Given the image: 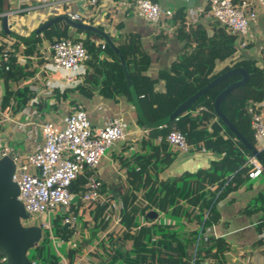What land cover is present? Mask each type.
I'll return each instance as SVG.
<instances>
[{
    "label": "trees",
    "instance_id": "1",
    "mask_svg": "<svg viewBox=\"0 0 264 264\" xmlns=\"http://www.w3.org/2000/svg\"><path fill=\"white\" fill-rule=\"evenodd\" d=\"M150 1L157 2V0ZM242 1L244 0H234V3ZM0 13H3L2 0H0ZM180 21H183V17ZM98 29L103 31L100 26ZM81 35L84 37L83 43L88 53L84 64L92 72H86L84 85L77 86L73 90L85 97H91L93 91H97L102 97L108 99L124 97L134 106L119 57L103 37L96 33L73 29L61 21L37 35L33 40L26 42L12 38L4 31L0 32V79L4 85L0 111L8 108L11 115L15 116L35 98H37L38 106H42L44 100L36 97V91L31 87L36 85V82L32 80L35 79L38 68L45 64L43 51L62 38L78 39L77 36ZM93 37L100 42L96 43ZM108 37L125 60L141 111L140 116L136 113L137 125L146 132L145 138L138 144L139 151L131 160H126L127 167L132 165L139 170L127 168L126 171L131 187L120 199L122 209H128L122 218L125 227L128 229L136 227L135 221L143 219L151 209L160 211L173 207L170 213L174 218L181 219L183 233L170 230L171 228L167 225L159 226L158 230L162 233L158 237L157 246L161 251L155 262L157 264H202V261L211 257L214 264H227L228 248L221 239H209L207 243L201 241L195 262H192L193 258L189 252L195 246L202 224L206 221L212 224L218 220L214 210V199L218 192L228 183L234 184L247 179V173L251 169L247 165V158L252 157L253 154L215 110L217 97L230 84L240 81L241 77L235 75L225 79L198 98L177 118L171 121L167 119L180 104L215 78L234 68H243L248 73L247 83L237 86L227 94L219 103V111L258 151L246 109L250 105L264 102V71L258 67L256 61L232 59L228 66L215 72V61H226L232 58L239 44L238 37L222 27L210 38L200 27L192 28L186 35V39L188 45L196 43L195 51L192 53L184 51L171 65L169 71L163 70L158 73L157 80H151L144 74L150 65V58L143 51L137 35ZM19 57L25 59L24 64L21 65L18 62ZM31 57L37 59V66L30 61ZM29 80L30 83L25 84ZM158 80L165 81V90L161 93L154 91V85ZM64 98V93L57 96V100ZM172 130L179 131L184 136L190 151L193 149L210 151L219 159L212 161L206 171L159 180L158 171L168 167L174 158L173 152L169 149L170 146L165 141V137ZM159 138L161 140H158ZM259 153L264 157V151ZM89 174L86 172L79 176L70 186L69 190L74 198L66 215L76 216L79 208L83 207L80 195L85 189ZM186 178L187 181L184 180ZM180 183L182 186H179ZM140 191L145 192L143 197L147 204L138 200V196L135 195ZM101 203L102 201H98L96 204ZM98 213H101V210H98ZM206 213H208V220L204 221L203 216ZM54 225L56 233L65 242L72 237L71 230L64 229L63 225L57 221H54ZM257 229L259 234L264 235V220ZM146 234H149V227L141 228L137 236L142 241ZM263 240L264 238H261L256 245H263ZM48 245V239L42 238L38 246L33 249L32 262L57 264V261L49 255ZM45 255H48L47 259H44Z\"/></svg>",
    "mask_w": 264,
    "mask_h": 264
},
{
    "label": "crops",
    "instance_id": "2",
    "mask_svg": "<svg viewBox=\"0 0 264 264\" xmlns=\"http://www.w3.org/2000/svg\"><path fill=\"white\" fill-rule=\"evenodd\" d=\"M133 1L100 0L97 6L91 7L84 0H8L7 14L0 13V32L4 31L6 25L9 32L20 37H29L51 17L54 18L64 11L78 13L82 18L81 23L97 28L100 26L113 38L125 34L137 35L143 51L150 58V65L144 74L151 80H157L158 73L163 70L169 71L171 65L184 51L188 53L195 51L196 43L188 45L186 39L192 28L200 27L209 38L216 30L221 29L217 22L196 12L198 8L205 7L208 0H157L156 3L170 8L173 13L171 18L163 17L158 26L147 24L135 16L131 9ZM52 5L57 11L55 15L48 14V6ZM181 17L183 21H180ZM77 37L84 38L83 35ZM92 39L96 43L100 42L96 37ZM245 40L246 47L241 48L237 45V51L232 58L215 61V72L228 66L232 59L256 61L258 67L264 71V10L258 8L257 19L250 24ZM49 48L43 51L45 64L38 68L36 77L32 80L36 85L31 87L36 91V97L44 100L43 105L38 106L35 98L15 116L11 115L8 108L0 111V157L3 153H8L16 158H24L39 149L43 144L41 125L47 121L60 124L74 105L82 106L92 129L104 127L110 119L122 118L127 134L126 140L110 148L94 171L101 183L102 197L112 201L111 198L115 196L117 204H114V207L107 203L95 204L89 208L80 207L76 214L75 227L66 228L73 233L67 242L56 233V227L50 225L53 239L48 245V252L57 264H157L155 260L161 251L157 246V240L162 233L158 229L159 226L169 224L159 218L173 207L160 211L149 210L148 212H157L158 218L150 223L145 217L137 219L136 227L130 229L125 227L122 219L128 209H122L120 199L131 187L126 171L127 168L136 167L132 165L127 167L126 160H131L139 151L138 144L146 136V132L137 125L134 106L124 97L108 99L97 91H93L91 97H85L73 90L74 86L65 87L63 79L67 73L56 71L50 65ZM30 61L37 66L36 58L31 57ZM18 62L22 65L25 59L19 57ZM86 72L92 71L85 64L81 65L80 77L84 79ZM29 83L30 80L25 84ZM164 90L165 81L158 80L154 85V91L161 93ZM62 93L65 98L57 100V96H61ZM3 94L4 85L0 79V103ZM256 105L264 111V102ZM169 149L173 152L174 158L168 167L158 171L159 180L206 171L212 161L219 159L206 150L193 149L181 152L171 146ZM179 186H182V183ZM144 194L145 192L140 191L135 195L138 196V200L141 198L142 202H146ZM214 202L218 220L210 225L209 233L213 235L211 239H221L226 244L227 264H233L240 259L238 256L245 250L249 252L253 250V260L261 252L260 264H264V240L263 245H256L262 238L257 226L264 220V173L254 180L242 179L234 184H226L218 192ZM98 210H101V213H98ZM173 219L175 225L182 226L181 219L174 217ZM144 227H149V234L140 241L137 234ZM234 250L239 253L236 254ZM33 255L34 252L28 253L31 262ZM47 256L45 255L44 259H47ZM36 262L33 261L35 264H44L40 263L41 261ZM202 264H214V260L208 257ZM247 264L258 263L254 261Z\"/></svg>",
    "mask_w": 264,
    "mask_h": 264
},
{
    "label": "built area",
    "instance_id": "3",
    "mask_svg": "<svg viewBox=\"0 0 264 264\" xmlns=\"http://www.w3.org/2000/svg\"><path fill=\"white\" fill-rule=\"evenodd\" d=\"M84 1L89 6L95 7L100 0ZM258 8L264 10V0H244L238 3H234V0H208L207 5L198 8L196 12L198 15L214 20L231 34H235L239 40L238 46L245 48L247 45L245 38L250 24L257 19ZM131 9L135 16L154 26H158L163 17L171 18L173 15L170 8L162 7L159 3L150 0H134ZM56 13L53 5L48 6L49 15ZM58 15H65L74 22H82L78 13L64 11ZM49 50V62L53 69L67 73L63 79V85L65 87L81 86L84 79L80 77V67L88 58L83 39L62 38L52 44ZM246 113L250 118V126L258 151H264V111L253 104L247 107ZM41 135L43 144L39 149L24 158L12 156L15 165L12 181L18 186L17 199L26 213L31 217L46 215L52 220V214L59 212V208L63 207L65 213L59 212L60 215L65 214L62 216V224H68L69 228H74L77 216L66 215L74 198L69 188L79 176L86 172L90 174L87 177L85 189L80 195L83 207H92L98 201L114 207L112 201L102 197L101 183L94 171L110 148L126 140L127 134L122 118L110 119L104 127L92 129L82 106L74 105L62 118L60 124L53 121L44 122L41 125ZM165 141L181 152L190 150L179 131H170ZM7 154L3 153L2 156ZM247 165L251 167L247 173L248 180L257 179L264 173L262 164L254 156L247 158ZM203 219L208 220V213L204 214ZM210 225L206 221L198 231L195 246L190 252L192 262L196 260V252L201 241L207 243L213 237L209 233ZM40 226L44 232L46 231L47 237L53 239L49 223L46 222ZM0 264H7L5 256H0Z\"/></svg>",
    "mask_w": 264,
    "mask_h": 264
},
{
    "label": "water",
    "instance_id": "4",
    "mask_svg": "<svg viewBox=\"0 0 264 264\" xmlns=\"http://www.w3.org/2000/svg\"><path fill=\"white\" fill-rule=\"evenodd\" d=\"M3 13L7 14L8 11V0H2ZM65 22L71 28L80 30L82 32H92L103 37L110 48L118 55L120 60V65L123 69L125 80L129 88L131 99L134 104V109L136 113L140 116L141 111L136 100V95L130 76L127 72V66L123 56L115 48L114 44L110 41L108 35L99 30L97 27L84 24L81 22H74L67 18L65 15H58L51 18L41 24L29 37H20L16 34L9 32L7 26L5 25L4 32L14 39L20 40L21 42L31 41L37 35L41 34L43 31L49 29L52 25L57 22ZM238 75L241 77L240 81L230 84L216 99L215 110L218 115H220L224 121L227 123L229 129L235 134V136L242 142V144L251 151L254 157L259 163L264 167V157H262L259 151H256L246 139L238 132L233 124H231L224 116L221 115L219 111V103L222 101L227 94L234 90L239 85H245L248 81V73L243 68H234L228 72H225L215 78L205 87L198 90L194 95L189 97L185 102L180 104L177 109L168 117L167 121H171L177 116H179L184 110L190 107L198 98L207 93L211 88L221 83L225 79ZM15 165L11 155H3L0 157V256L6 257L7 264H34L28 258V253L30 250L36 248L42 239V227L40 225H26L25 221H30L32 217L25 212L23 205L17 199L19 191L18 186L12 181V176L14 173ZM59 212L65 213L63 207L59 208ZM158 218V214L155 211H150L145 215V220L147 222H153ZM68 224H64L63 228H68Z\"/></svg>",
    "mask_w": 264,
    "mask_h": 264
},
{
    "label": "rangeland",
    "instance_id": "5",
    "mask_svg": "<svg viewBox=\"0 0 264 264\" xmlns=\"http://www.w3.org/2000/svg\"><path fill=\"white\" fill-rule=\"evenodd\" d=\"M111 200H112V203L117 204L115 196L113 198H111ZM161 218L165 223L169 222V224L167 226H169L171 228L170 230L176 231L178 233H183L182 227L175 225V223H174L175 220L173 219V216L171 215L169 210L165 211L164 216L160 217L159 220ZM54 221H57V222H59V224L63 225L62 224V215H60V213L58 211H56L52 214V220L48 219L46 217V215H38V216L32 217V219L30 221H25L24 224H26V225H42V224L47 222V223H49V225L53 226ZM43 237H44V235H43ZM261 237L264 238V235H262ZM45 238L48 239L49 243L52 242V239H49L47 237L46 233H45ZM255 250L258 251L257 248H255ZM29 252L31 253V252H33V250H30ZM234 252L236 254L239 253V251H237V250H234ZM252 252H253V250H251V252L245 250V252L241 256L240 255L238 256V257H240V259H237L233 264H247V263H253L254 261L257 262L258 264H260V261L262 259V253L259 252V254L257 255V258H255L253 260Z\"/></svg>",
    "mask_w": 264,
    "mask_h": 264
},
{
    "label": "flooded vegetation",
    "instance_id": "6",
    "mask_svg": "<svg viewBox=\"0 0 264 264\" xmlns=\"http://www.w3.org/2000/svg\"><path fill=\"white\" fill-rule=\"evenodd\" d=\"M43 235H44V237H45V232H44V231H42V238H44Z\"/></svg>",
    "mask_w": 264,
    "mask_h": 264
}]
</instances>
